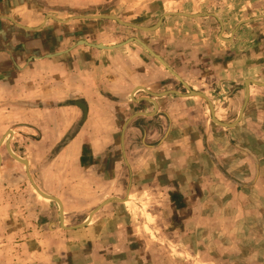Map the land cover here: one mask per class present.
<instances>
[{
	"label": "crops",
	"instance_id": "obj_1",
	"mask_svg": "<svg viewBox=\"0 0 264 264\" xmlns=\"http://www.w3.org/2000/svg\"><path fill=\"white\" fill-rule=\"evenodd\" d=\"M234 1L253 5L261 0ZM198 10L185 9L181 12L189 16L174 15L163 19L156 32L163 37V41L157 45L146 42L182 80L144 50L135 51L126 46L107 50L78 45L81 40L77 39L78 32L73 33L70 27L47 26L27 31L17 24L26 27L34 25L21 23L17 17L0 15V19H6L11 24L8 26L10 34L6 29L0 30V178L9 174V160L25 167L28 178L31 177L42 192L61 200L66 227L65 210L77 207L62 199L60 189L46 188L43 182L40 183V178L33 179L30 169L39 166L34 162L48 163L41 152L44 147L63 144L55 162L65 158L72 160L76 170L85 174L84 177L82 173L76 176L79 184L86 178L108 183V163L114 157L111 150L121 158L120 163L118 160L115 162L116 176L123 167L131 170L130 178L133 180L129 183L131 194L128 195L140 196L148 192L164 196L162 207L157 208L162 213L159 223L166 232L171 231L180 239L189 231L194 215L205 209L204 184L210 176L204 168L207 157L217 168L212 170L213 177H226L237 191L253 189L251 182L238 180L251 174L247 169L233 174L222 167L220 153L215 150L217 145L209 147L210 139L206 138L209 131L204 120V104L208 102L200 96L190 95L191 91L205 94L214 105L218 121L227 122L231 116L234 118L226 124L238 120L247 99L246 82L254 81L250 77L241 79L242 73L237 74L235 46L248 25L241 22L228 29L227 22H221L222 17L211 13L215 16L210 18L206 15L208 13ZM210 19L218 20V31L212 27ZM48 33L64 47L62 52L53 54L54 51H51L40 55L37 41L38 47L28 43L32 42V38H48ZM96 36L91 38L85 34L83 39L94 44L116 45V41L107 42L100 34ZM254 86L264 89L250 83V96L237 125L222 127L213 122L227 136V149L234 146L251 157L253 152L241 141H236L232 132L252 129L250 118L257 100ZM242 89L245 97L242 106L237 109ZM228 90L232 92L228 93ZM215 97L231 100L224 106V119L218 117L219 106ZM260 99L263 100V97ZM10 131L13 133L9 139ZM8 141L12 152L26 160L28 167L10 154ZM31 145L37 148L35 161L25 155ZM3 146L6 154L2 152ZM140 168L143 169L141 173ZM41 175L38 176H46L45 173ZM146 180L152 183L144 184ZM113 199L95 213L86 227L78 229L62 227L59 206L60 226L64 234H68L67 237L64 235V240L68 239L66 245L72 254H67L66 261L65 253L59 252L58 244H55L58 249L52 250V254L61 253L62 264L168 263L163 259L166 256L164 252L158 251L156 245H150L154 242L151 234L135 231L138 220L129 222L124 211L119 216L124 209V200ZM105 201L93 207L92 212ZM29 236L28 232L22 237L26 241H22L21 248L26 247L27 250ZM59 236L53 229L48 238L56 241ZM154 237L157 238V235ZM45 239V236L40 237L36 242L44 248ZM59 243L65 245V241ZM74 244L80 245V249L71 251ZM39 256L44 257V251ZM23 257L24 264H29L28 253L21 255L22 262ZM38 262L35 264H41Z\"/></svg>",
	"mask_w": 264,
	"mask_h": 264
},
{
	"label": "rangeland",
	"instance_id": "obj_2",
	"mask_svg": "<svg viewBox=\"0 0 264 264\" xmlns=\"http://www.w3.org/2000/svg\"><path fill=\"white\" fill-rule=\"evenodd\" d=\"M185 9H199L202 13H208L206 15L210 18L215 16L211 14L214 13L222 17L221 22H227L228 29H232L241 22H243L242 25L247 24L248 26L244 27L247 31L244 35H240V40L235 46L237 74L242 73L241 79L250 77L264 84V3L262 0L253 5L234 0L233 2L232 0H0V15L17 17L21 23L34 25L31 28L45 29L47 26L63 25L70 27L73 33L77 31V39L84 40L85 34L91 38H96V35L100 34L101 38L107 42L116 41V45L130 38H138L144 43L157 45L163 41V37L156 35L159 28L155 31H143L115 20L87 17L116 16L127 24L150 28L156 26L161 19L185 14L181 12ZM52 17L66 22L60 24ZM210 21L215 31H218L220 28L218 20L210 19ZM9 25L11 24L6 19H0V30L6 29L9 32L7 34L11 32L8 31ZM62 33L66 34V31ZM51 35L48 33V38L44 36L43 39L32 38V42L28 43L38 47L35 43L37 41L40 45L37 52L40 55L51 51H54L53 54L62 52L64 47ZM126 47L134 48L135 51L144 50L152 59L157 60L137 42H132ZM240 86L243 87L242 83ZM254 89L257 100L254 102L255 108L250 118L253 122L252 129L247 131L239 129L235 133L232 132L236 141H241L253 152V157L234 146L226 148L227 136L214 125L210 107L208 103L204 104V120L209 131L206 138L210 139L208 146L217 145L215 150L220 153L222 167L228 173H239L244 169L251 172L249 176L238 180L251 182L253 189L237 191L226 177L222 175L213 177L212 170L217 168L211 158L207 157L204 168L210 176L205 179L204 184L205 209L194 215L189 231L181 239L180 237L177 239L171 231L166 232L159 223L162 213L160 214L157 208L162 207L164 196H155L148 192L140 196L128 195L131 194L128 186L133 180L130 178L131 170L123 167L119 170L117 177L115 162L118 160L120 163L121 158L111 150L110 153L114 157L108 163V183L89 181L86 178L85 182L79 184L76 176L82 173L84 177L85 174L76 170L72 160L65 158L61 162H55L63 144L53 148L45 146L41 152L44 153L48 163L34 162L39 166L30 169L31 175L34 180L40 178V183L43 182L46 188L60 189L59 195L62 199L67 204L77 207L65 210L66 227L82 224L92 212L93 207L105 199L116 198L124 200V209L119 212V216L121 217L124 211L126 218L130 219L129 222L139 221L134 227L135 231L153 236L154 242L150 245H156L158 251L164 252L166 258L163 259L168 261L166 264H264V89L255 86ZM242 90L237 109L242 106L245 97L244 89ZM231 92L228 90V93ZM262 97L263 100L260 99ZM225 101L227 104L224 103ZM230 101L226 97H215L216 105L219 106V118L224 119V106L230 104ZM233 118L234 116L228 117V120ZM205 130L207 131V128ZM2 152L6 154L5 146ZM25 155L35 161L37 148L31 145ZM245 160H247L246 163H244ZM9 161L11 164L9 174L0 178V264H24V257L23 262L21 261V255L24 253L29 255V264H35L38 261L41 264H62L61 253H65L67 261L70 247L66 245L68 239L64 240V235L67 237L68 234H64V229L60 226L59 205L38 195L28 178L25 167L15 161ZM53 162L55 165H51ZM141 170L143 169L140 168L139 173ZM41 173H45L46 176L39 177ZM218 181L221 183L219 184ZM151 183L149 180L144 182V184ZM53 229L60 234L56 241H65V245L48 238ZM28 232L30 236L26 244L28 243L29 246L26 250V247L21 248V243L25 240L22 237ZM37 234L41 235L40 237L45 236L44 248L41 243L37 244L36 241L40 238ZM154 235H157V238ZM20 239L23 240L19 242ZM55 244H58L61 249L60 255L52 254V250L58 249ZM71 247V251L80 249V245L74 244ZM43 251L45 256L38 257L39 254H43Z\"/></svg>",
	"mask_w": 264,
	"mask_h": 264
},
{
	"label": "water",
	"instance_id": "obj_3",
	"mask_svg": "<svg viewBox=\"0 0 264 264\" xmlns=\"http://www.w3.org/2000/svg\"><path fill=\"white\" fill-rule=\"evenodd\" d=\"M180 15H183V16H189L188 14H180ZM197 16V15H196ZM53 19H55L56 21L58 22H61V23H65L66 21H62V20H59L55 17H52ZM87 18H93V19H111V20H115V21H118L119 23L123 24V25H126V26H134L136 28H139L143 31H155L157 30L161 25H162V22H163V19H161L156 26L154 27H141V26H136V25H132V24H127L125 22H123L122 20H120L118 17L116 16H107V15H101V16H91V17H87ZM49 19V18H47ZM13 20V19H11ZM14 21V20H13ZM19 25L20 27L26 29L27 31H36L38 30L39 28H31V27H26V26H22L20 24H17ZM132 42H137L139 43L140 45H142L151 55H153L162 65H164L173 75H175L179 80H182L180 78V76L175 72L173 71L169 66L168 64L162 59V57L157 54L155 51H153L146 43H144L142 40L138 39V38H130L128 39L127 41L123 42V43H120V44H117V45H113V46H106L104 44H94V43H90L86 40H80L78 42V45H86V46H89V47H92V48H97V49H107V50H114V49H118V48H121L123 46H126ZM58 54H61V53H58ZM48 57H52L54 55H47ZM250 83H253L255 85H258L260 87H264V84L262 83H259V82H256V81H253V80H248L246 82L247 84V99L245 101V104H244V107L242 108V111L240 113V116L238 118V120L233 123V124H226V123H222L220 121H218V119L216 118V114H215V108H214V105L212 104V102L209 100V98L203 94V93H200V92H194V91H191L190 95H194V96H200L202 98H204L207 102H208V105L210 107V110H211V116H212V119L213 121L222 126V127H234L235 125H237L240 120L242 119L243 115H244V110H245V107L247 105V102H248V99H249V96H250V88H249V85ZM186 85V83H184ZM13 133V132H12ZM7 147L9 149V152L10 154L19 162L23 163L26 167L29 166L28 162L24 159H21L19 157H17L13 152L12 150L10 149V144H9V141L7 142ZM2 163V157L0 156V164ZM31 181H32V178L30 177ZM32 184L34 186V188L36 189V191L41 194L43 197H46L52 201H55L59 204L60 206V209H61V225L63 228H66L64 226V207H63V203L61 202L60 199L56 198V197H53L51 195H48L44 192H42L37 186L36 184L32 181ZM114 199H109L107 201H105L104 203H102L95 211H93L89 217V219H87L85 222H83L82 224L78 225V226H74V227H68L67 229H78V228H83V227H86L91 221H92V218L93 216L95 215V213L101 209L104 205L110 203L111 201H113Z\"/></svg>",
	"mask_w": 264,
	"mask_h": 264
},
{
	"label": "bare ground",
	"instance_id": "obj_4",
	"mask_svg": "<svg viewBox=\"0 0 264 264\" xmlns=\"http://www.w3.org/2000/svg\"><path fill=\"white\" fill-rule=\"evenodd\" d=\"M10 137H12V132L10 131L9 133H8V138L10 139ZM20 158V157H19ZM41 195V194H40ZM42 196V195H41ZM43 197V196H42ZM44 198H46V197H44ZM46 199H48V198H46ZM89 219V218H88Z\"/></svg>",
	"mask_w": 264,
	"mask_h": 264
}]
</instances>
